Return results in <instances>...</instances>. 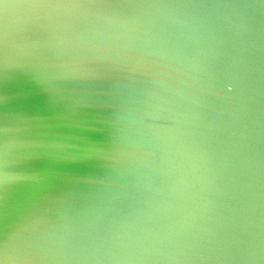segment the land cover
<instances>
[{
    "label": "water",
    "instance_id": "water-1",
    "mask_svg": "<svg viewBox=\"0 0 264 264\" xmlns=\"http://www.w3.org/2000/svg\"><path fill=\"white\" fill-rule=\"evenodd\" d=\"M4 264H264V0H0Z\"/></svg>",
    "mask_w": 264,
    "mask_h": 264
},
{
    "label": "snow or ice",
    "instance_id": "snow-or-ice-1",
    "mask_svg": "<svg viewBox=\"0 0 264 264\" xmlns=\"http://www.w3.org/2000/svg\"><path fill=\"white\" fill-rule=\"evenodd\" d=\"M2 239H3V234L0 233V240H2ZM0 264H4V261L0 260Z\"/></svg>",
    "mask_w": 264,
    "mask_h": 264
}]
</instances>
